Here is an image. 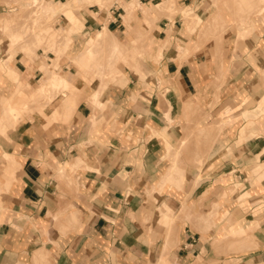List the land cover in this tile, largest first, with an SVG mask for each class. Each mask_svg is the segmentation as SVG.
Listing matches in <instances>:
<instances>
[{
    "label": "crops",
    "instance_id": "0c3cea01",
    "mask_svg": "<svg viewBox=\"0 0 264 264\" xmlns=\"http://www.w3.org/2000/svg\"><path fill=\"white\" fill-rule=\"evenodd\" d=\"M168 1L45 0L78 92L22 117L56 55L16 52L14 96L1 72L0 264H264V0Z\"/></svg>",
    "mask_w": 264,
    "mask_h": 264
},
{
    "label": "rangeland",
    "instance_id": "374dc122",
    "mask_svg": "<svg viewBox=\"0 0 264 264\" xmlns=\"http://www.w3.org/2000/svg\"><path fill=\"white\" fill-rule=\"evenodd\" d=\"M36 1L37 2H35V0H0V22H1L0 33L2 34L1 37L5 41L7 40L8 49H9V58H7L6 61H0V84L2 82L1 72L6 69L4 82H6L5 79L8 78L9 80L7 79V82L8 84H10L9 87L10 91L14 89L10 94H13L14 96V94L17 93V91L20 88H23L22 84L18 81V76L16 72L12 70L8 65V62L11 60V58L16 52L20 53L24 58L32 60L39 57H43L44 59H47L46 53L52 51L55 53L56 58L51 60V64L42 63L43 65L42 64L40 65L41 70L44 72V75H46L45 79L41 82V85L43 86L42 89L43 91L41 94L35 93V98L37 99L35 101L32 100L28 102L29 109L26 110V112L22 115V117L30 116L34 111H41V108L43 106L40 105V102H42L43 100L47 102L48 100H51L55 94L64 93V91L68 92V96L63 99L61 108L66 106V101H67L69 105L66 114H68L71 106L74 105L73 99L75 94L78 92V89L74 85L69 83V85L71 86L70 87L71 91L73 92L72 93L71 91H69L66 84H62V82L59 83L60 78L63 77L56 73V68L58 66L57 64L58 57L70 46L71 40L70 39L68 40V38L70 37V24H73V20L66 16V11H61L66 19V22L68 23L69 21V27L61 28V30L64 28L62 30L63 32L62 33L60 29L54 28V25L56 23H62L59 22V17L55 18L51 16L52 12L55 10L54 5L51 3V8L46 11L44 10V7H42V4H44L45 0H36ZM113 1L114 0H99L98 2L102 3L101 4L102 7H109L113 3ZM235 3H238V0H236ZM246 6L244 8H246ZM161 7L163 9L170 10L172 8V4H170V1L164 2L161 4ZM125 8H127V6ZM132 12L133 10H131V13ZM246 12L247 10H245L244 13L242 14L234 13L232 17L237 15L242 16L244 14L245 15L244 17L246 18L244 23H246L247 22L246 20L249 19L250 17V13H246ZM248 15L249 17H247ZM3 24H7V28H5V30H3L1 27ZM210 25L211 24H207V27ZM244 25L247 26L249 24H244ZM9 37L14 38L13 42L15 43L13 46H11V48H10ZM39 49H41L43 52L42 56H40L37 53V50ZM91 50L86 51L84 54L83 52L79 54V56L77 57L78 59L75 60L73 63L77 64V66L80 69L82 70L84 69L83 71H89L90 69H95V71L98 72L100 70V67L102 66L100 65L99 62V56H100V52L103 51V48L100 44H95L93 48H91ZM85 60L87 62H85ZM108 65H109L108 66L109 74L111 77H113L114 73H116L114 69V61L110 59ZM51 72L53 74H51ZM13 81L15 82L14 84L15 86H13ZM39 89L37 88L34 91L38 92ZM51 92L52 94H50ZM1 93L2 92H0V95ZM33 105H39V107L38 106L33 107ZM58 113L59 110L57 109V117H58ZM54 116L56 115L52 114V117Z\"/></svg>",
    "mask_w": 264,
    "mask_h": 264
},
{
    "label": "bare ground",
    "instance_id": "6f19581e",
    "mask_svg": "<svg viewBox=\"0 0 264 264\" xmlns=\"http://www.w3.org/2000/svg\"><path fill=\"white\" fill-rule=\"evenodd\" d=\"M95 1H99V0H95ZM231 2H235L236 0H230ZM247 3H246V2ZM251 0H244V2L246 3H244L245 4V6H246V8H244V11L245 10H247V11H249V12H251V13H253L252 11H251V7H250V9H249V6L251 5L252 6V4H251V2H250ZM35 2H37L36 0H35ZM227 2H229V1H227ZM230 3V2H229ZM253 3V2H252ZM257 3V2H256ZM170 4H172V6H173V4H174V2H173V0H170ZM258 4V3H257ZM257 4H255V5H257ZM254 5V3H253V6H255ZM127 6V8H126V10H127V12L129 13V14H132L131 13V6L130 5H125V7ZM244 6V7H245ZM42 7H44V10H48V9H50L51 8V3H48V2H44V4H42ZM231 7V6H230ZM256 7H258V5L257 6H255V7H253L255 10L257 9ZM235 8V7H234ZM253 10V9H252ZM233 13V12H232ZM247 13V12H246ZM251 13H250V15H251ZM245 16V15H244ZM247 17H249V15L247 16ZM3 19V18H2ZM245 17H244V21H245ZM248 20V19H247ZM246 20V21H247ZM1 23V22H0ZM68 23H69V21H68ZM73 26V25H72ZM226 26V25H225ZM2 29L3 30H5V28H7V24H3L2 26ZM138 27V26H137ZM228 28V27H227ZM64 29V28H63ZM62 29V30H63ZM225 29V28H224ZM49 30V29H48ZM106 30V29H105ZM47 32H49V31H47ZM54 32V31H53ZM106 31H100L99 32V34L97 35V37H96V39L94 40V42H89V44H87L88 45V49H87V51H90L91 50V48H93V46L95 45V44H100L101 46L106 42V40H107V36H106V33H105ZM108 32V31H107ZM63 33V32H62ZM46 34V33H45ZM108 34V33H107ZM110 34V33H109ZM49 35H50V33H49ZM60 35H61V32H60ZM64 35V34H63ZM66 35V34H65ZM44 36V35H43ZM52 36V35H51ZM55 36V35H54ZM53 36V37H54ZM110 36V35H109ZM112 36V35H111ZM61 38V37H60ZM108 39H109V37H108ZM59 43V42H58ZM60 45V44H59ZM105 46V45H104ZM123 48H125L124 46H122ZM102 48H103V46H102ZM104 49H105V47H104ZM91 51H93V50H91ZM112 51L114 52L115 51V49H112ZM92 54V53H91ZM91 57V56H90ZM89 57V58H90ZM105 58V57H104ZM120 59V58H119ZM83 61V60H82ZM94 61V60H93ZM85 62H87L86 60H85ZM84 62V63H85ZM112 62V61H111ZM82 63V62H81ZM89 63V62H88ZM77 65V64H76ZM83 65V64H82ZM111 65V64H110ZM86 66H87V64H86ZM112 66V65H111ZM87 68V67H86ZM84 70V69H83ZM51 71V70H50ZM112 72V71H111ZM51 74H53L52 72H51ZM113 74V73H112ZM52 77H53V75H52ZM55 78V77H54ZM52 85V84H51ZM39 89V88H38ZM42 88H40L39 90H38V92H36V93H39V94H41L42 93ZM9 106V105H8ZM7 110H8V108H7ZM3 113H4V111H3ZM217 126V125H216ZM0 128H1V126H0ZM4 128V127H3ZM220 131V130H219ZM218 131V132H219Z\"/></svg>",
    "mask_w": 264,
    "mask_h": 264
}]
</instances>
